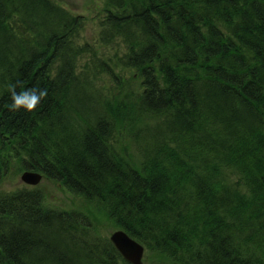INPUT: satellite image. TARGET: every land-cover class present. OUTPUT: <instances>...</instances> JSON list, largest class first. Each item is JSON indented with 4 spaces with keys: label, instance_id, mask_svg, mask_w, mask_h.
Masks as SVG:
<instances>
[{
    "label": "trees",
    "instance_id": "trees-1",
    "mask_svg": "<svg viewBox=\"0 0 264 264\" xmlns=\"http://www.w3.org/2000/svg\"><path fill=\"white\" fill-rule=\"evenodd\" d=\"M105 5L99 41L121 43L139 76L111 99L95 81L114 66L94 55L93 78L79 64L94 50L77 42L84 16L0 0V183L17 158L91 208L0 188V264H131L92 209L145 245L146 264H264V0ZM18 81L47 88L37 109L9 108ZM117 122L135 153L119 152Z\"/></svg>",
    "mask_w": 264,
    "mask_h": 264
},
{
    "label": "rangeland",
    "instance_id": "rangeland-1",
    "mask_svg": "<svg viewBox=\"0 0 264 264\" xmlns=\"http://www.w3.org/2000/svg\"><path fill=\"white\" fill-rule=\"evenodd\" d=\"M61 4L73 15H82L85 17V26L80 30L77 36V42L81 45L88 43L94 50L91 53H85L79 57L80 67L84 70H88L92 75L91 62L94 55L106 60L111 66H114V71L117 77L107 74L99 73L96 76V84L101 89L104 97L110 98L114 95L119 97L120 93L123 96L129 95L138 90L139 88V76L136 70L125 69L119 65L120 58L123 57L125 48L118 41H114L111 46L101 44L99 41V31L101 27V19L105 10V0H54ZM90 56V57H89ZM110 66V67H111ZM93 76V75H92ZM94 78V76H93ZM132 129H125L123 122H117L115 126L114 138L119 152L133 151L134 145H132ZM14 156V154H12ZM16 157V156H14ZM11 158V157H10ZM17 158H13L11 163V169L9 173L4 177L3 182L0 183V188L7 190L16 189L18 187H31L39 188L44 191L46 204L53 207L54 209H77L87 211L91 208L86 204L80 196L73 194L61 182L47 178L45 175L42 176L41 181L38 185H28L22 180V175L25 171L24 168L18 163ZM94 215H97L95 219V225L101 235L110 239L111 234L118 229V227L103 216L100 212L92 209ZM93 218V217H92ZM94 220V218H93ZM149 253L145 250L143 257V264L147 263Z\"/></svg>",
    "mask_w": 264,
    "mask_h": 264
},
{
    "label": "water",
    "instance_id": "water-1",
    "mask_svg": "<svg viewBox=\"0 0 264 264\" xmlns=\"http://www.w3.org/2000/svg\"><path fill=\"white\" fill-rule=\"evenodd\" d=\"M42 176L39 171L27 170L23 173L22 180L28 185H36L41 181ZM110 240L126 261L131 264H143L146 248L144 244L129 235L127 231L118 228L111 234Z\"/></svg>",
    "mask_w": 264,
    "mask_h": 264
},
{
    "label": "clouds",
    "instance_id": "clouds-1",
    "mask_svg": "<svg viewBox=\"0 0 264 264\" xmlns=\"http://www.w3.org/2000/svg\"><path fill=\"white\" fill-rule=\"evenodd\" d=\"M10 96L9 108L12 110L33 111L47 97V88L34 85L32 87H23L22 82H16L8 87Z\"/></svg>",
    "mask_w": 264,
    "mask_h": 264
},
{
    "label": "bare ground",
    "instance_id": "bare-ground-1",
    "mask_svg": "<svg viewBox=\"0 0 264 264\" xmlns=\"http://www.w3.org/2000/svg\"><path fill=\"white\" fill-rule=\"evenodd\" d=\"M61 110L62 111H66L67 110V108H66V106L63 104V103H61ZM30 171H36V170H33V169H29ZM39 184V183H38ZM38 184H36V185H38ZM33 186H35V185H33ZM46 197H45V194H44V199H43V205L45 206V207H47V208H53V207H51V206H49V205H47L46 204V199H45Z\"/></svg>",
    "mask_w": 264,
    "mask_h": 264
}]
</instances>
